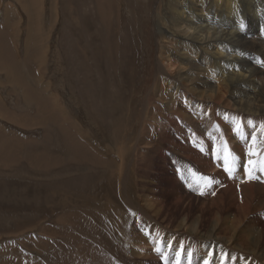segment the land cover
Wrapping results in <instances>:
<instances>
[{
	"label": "rangeland",
	"instance_id": "374dc122",
	"mask_svg": "<svg viewBox=\"0 0 264 264\" xmlns=\"http://www.w3.org/2000/svg\"><path fill=\"white\" fill-rule=\"evenodd\" d=\"M162 2L0 0V264H133L116 182L139 197L134 180L164 161L168 115L147 159L137 146Z\"/></svg>",
	"mask_w": 264,
	"mask_h": 264
},
{
	"label": "bare ground",
	"instance_id": "6f19581e",
	"mask_svg": "<svg viewBox=\"0 0 264 264\" xmlns=\"http://www.w3.org/2000/svg\"><path fill=\"white\" fill-rule=\"evenodd\" d=\"M162 1L154 14L155 79L137 145L143 158L163 115L169 126L157 149L164 161L134 180L143 186L139 197L130 190L127 197L126 184L116 182L125 225L136 219L127 251L133 264H176L181 248L180 264H264V0ZM196 187L201 193L191 198ZM188 199L194 202L184 205Z\"/></svg>",
	"mask_w": 264,
	"mask_h": 264
},
{
	"label": "snow or ice",
	"instance_id": "6c2138e0",
	"mask_svg": "<svg viewBox=\"0 0 264 264\" xmlns=\"http://www.w3.org/2000/svg\"><path fill=\"white\" fill-rule=\"evenodd\" d=\"M249 123H251V122H249ZM237 129H239V125L237 126ZM233 159L234 158L231 157V153L226 151V155H225V158H224V164H225V170L228 171V172H231V166H232ZM254 163H255L254 161H249V164H254ZM155 251L157 253H160L161 252V248L157 247L155 249ZM184 252H185V250L183 248H181V250L177 252L176 264H180V261H181V258L184 255ZM187 255L190 258L192 256V253L189 252V253H187ZM211 255L212 254L210 253L209 256H211ZM203 264H210L209 259H205Z\"/></svg>",
	"mask_w": 264,
	"mask_h": 264
}]
</instances>
